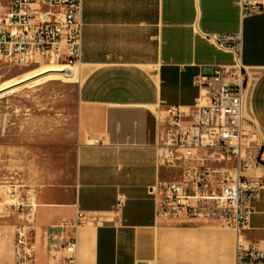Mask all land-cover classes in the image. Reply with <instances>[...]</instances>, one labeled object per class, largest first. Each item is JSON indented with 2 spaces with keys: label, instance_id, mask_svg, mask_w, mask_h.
Listing matches in <instances>:
<instances>
[{
  "label": "crops",
  "instance_id": "0c3cea01",
  "mask_svg": "<svg viewBox=\"0 0 264 264\" xmlns=\"http://www.w3.org/2000/svg\"><path fill=\"white\" fill-rule=\"evenodd\" d=\"M239 1L83 0L76 176L37 193L39 264H62V245L72 238L78 264H235L233 229L159 216L151 189L179 173L160 158L167 109L193 111L201 97L196 77L235 63L205 37L216 33L244 36L246 112L263 143L261 165L246 174L264 184V13L243 19ZM121 196L126 204L117 218ZM252 206L242 238L264 249V188ZM77 210L103 222L53 228ZM13 259L14 242L7 263Z\"/></svg>",
  "mask_w": 264,
  "mask_h": 264
},
{
  "label": "built area",
  "instance_id": "2783aa9c",
  "mask_svg": "<svg viewBox=\"0 0 264 264\" xmlns=\"http://www.w3.org/2000/svg\"><path fill=\"white\" fill-rule=\"evenodd\" d=\"M243 19L264 13V0H240ZM83 0H0V60L16 67L53 64L80 68L84 39ZM216 47L234 55L230 66L201 73L195 85L201 97L194 110L169 107L160 158L178 175L151 189L157 214L221 222L237 233L235 264H264V249L242 238L264 184L247 176L259 167L263 148L256 122L247 115L249 73L243 64L244 36L205 35ZM95 143H100L95 140ZM10 197L16 193L9 191ZM124 196L114 206L117 218ZM37 201L32 196L11 204L4 216L15 220L14 259L6 264H39L35 237ZM103 221L77 210L73 220L53 228L77 230ZM62 264H78V241L62 245Z\"/></svg>",
  "mask_w": 264,
  "mask_h": 264
},
{
  "label": "rangeland",
  "instance_id": "374dc122",
  "mask_svg": "<svg viewBox=\"0 0 264 264\" xmlns=\"http://www.w3.org/2000/svg\"><path fill=\"white\" fill-rule=\"evenodd\" d=\"M0 60V88L39 66ZM78 82L52 80L0 97V264L11 261L15 220L4 213L45 187L76 176ZM9 191L16 196L10 197Z\"/></svg>",
  "mask_w": 264,
  "mask_h": 264
},
{
  "label": "bare ground",
  "instance_id": "6f19581e",
  "mask_svg": "<svg viewBox=\"0 0 264 264\" xmlns=\"http://www.w3.org/2000/svg\"><path fill=\"white\" fill-rule=\"evenodd\" d=\"M79 71L80 70L76 67L45 64L44 66H39L33 70H30L26 74L11 80L6 85L1 87L0 97L22 89L25 86L46 83L52 80L79 82Z\"/></svg>",
  "mask_w": 264,
  "mask_h": 264
}]
</instances>
